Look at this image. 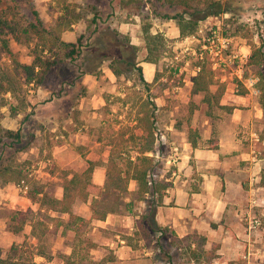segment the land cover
I'll return each instance as SVG.
<instances>
[{
	"label": "rangeland",
	"instance_id": "374dc122",
	"mask_svg": "<svg viewBox=\"0 0 264 264\" xmlns=\"http://www.w3.org/2000/svg\"><path fill=\"white\" fill-rule=\"evenodd\" d=\"M247 6L264 9V0H249ZM134 11L139 15L132 14ZM176 11L177 8L167 7L160 0H0V18L6 19L10 24L26 26L30 21L35 22L37 18L47 26L58 21L62 25L69 22L73 25L69 28L70 34L64 30L60 36L76 40L82 35L80 54L72 61L61 62L46 74L42 87L52 91L39 97L36 95L37 90L29 92L35 101L32 102V98L30 99V108L25 117L26 124L20 125L24 139L30 137L31 130L38 128V120L50 116L41 129L42 136L44 134L40 144L42 148L18 154L20 160L16 163L24 165L26 171L35 169L38 180L43 182L49 180L54 166L65 168L52 156L54 144L68 139L69 135L75 134L78 128H81L84 136L81 144L84 154L78 156L73 151V143H69L68 154H63L64 150L59 152L60 160L64 163L65 160L71 161L72 166L68 168L71 171L78 173L88 159L93 158V161L101 162L107 153L106 149L110 147L121 151L123 157L130 156L134 161L136 155H141V151L147 145H151L152 150L146 151L145 155L153 156V162L158 165L153 177L161 178L167 172L176 170L178 157L176 151L181 147H178L177 143L198 131L196 126L190 125L194 116L198 119L205 116L213 118L225 111L214 104L209 106L203 99V94L190 93V82L197 73V63L204 62L210 65L214 80L225 84L238 83L236 73L238 74L239 69L242 70L243 76L264 72V60L259 65L253 64L249 46L251 43L256 46L262 45L264 53L262 42L264 11H260L257 16L250 12L233 21L226 20L230 16H223L219 21L214 18L202 31L197 30L192 37L180 39L166 36L167 51L159 57L156 63V77L149 85L140 80L138 71L132 66L124 69L117 64L116 68L120 69V72L118 75L113 73V76L112 71L108 70L110 59L123 55L138 61L141 46L133 43L138 39L144 43L142 26L151 23L154 26L158 25L160 19L168 20L163 17L165 14L172 16ZM175 21L173 18L172 22ZM158 28L163 29V26L159 24ZM114 30L121 36H115ZM3 37L8 38L9 49L19 60L31 61L30 50L34 46V35H30L28 39L25 34L22 35V42H16L7 34ZM124 37L128 39L129 46L122 43ZM220 37L225 39L224 48L220 46L224 41L219 40ZM130 45L136 47L135 57ZM245 46L247 58L241 59L240 54L244 53ZM217 49L221 51L215 54ZM7 64H10V61L0 41V69ZM238 89L240 91L239 87ZM23 96L26 98V93ZM260 96L262 97V92ZM80 98L84 99L85 107L90 106L92 101L93 105L100 106L95 110L89 108L86 112H74L76 125H73L68 123L66 118L69 113L67 107ZM92 111H96V114H92ZM57 116L60 133L64 138L59 136L58 141H55L50 129ZM126 163L121 162L120 166L125 167ZM139 196L136 183L130 181L128 191L124 194V201L131 203L130 208L134 213L142 200L138 199ZM132 212L129 215H132ZM126 214H128L126 209L118 213L123 223L127 221ZM10 215L11 210L7 204L0 203V222L8 224ZM78 223L77 221V225ZM122 225L118 226L122 227L120 231L114 229L118 238L125 234L126 224ZM62 232L67 234L64 226L60 227L59 233ZM14 240L17 241L18 237L11 232L4 236V239L0 240V254L5 253L4 248ZM49 240L54 242L55 247L65 243L67 247L74 249L75 254L85 256H91L92 249H96V245H101L98 244L99 241L91 240L87 229L79 237L66 239L59 235L46 236L45 241ZM152 240L153 237L150 236L143 242L136 239L140 245L137 257L143 255L144 246L155 245ZM28 241L31 244L35 242L33 238H28ZM166 249L170 255L158 252L156 256L174 261L175 264L186 260V257L175 252L168 244ZM153 256L156 257L155 254Z\"/></svg>",
	"mask_w": 264,
	"mask_h": 264
},
{
	"label": "crops",
	"instance_id": "0c3cea01",
	"mask_svg": "<svg viewBox=\"0 0 264 264\" xmlns=\"http://www.w3.org/2000/svg\"><path fill=\"white\" fill-rule=\"evenodd\" d=\"M203 1L201 0L199 6H202ZM241 11L243 16L250 12L255 13L257 16L264 9L258 6L250 7L246 5ZM151 14L153 15V13ZM134 15L139 14L135 13ZM223 16H230V13L223 12L218 16H207L199 20L198 31H202L210 20L216 18L219 21ZM167 19H160L159 24L163 26V29L158 28L159 24L154 26L151 23L150 31L152 33L160 32L164 37L183 39L180 37L176 21L173 23V18ZM262 22L264 23V21ZM71 26L73 25L71 24ZM66 31L70 34L71 30ZM60 37L67 42L75 41L72 37ZM133 44L141 46L138 51V65L142 67L144 79L150 83L155 78L156 63L143 60L146 50L140 39ZM252 44L254 43L249 44L250 49ZM243 50L246 54L247 47L245 46ZM108 70L112 71L109 66ZM111 73L113 74V72ZM261 73L264 76V72ZM253 75L257 78L256 87L259 89V94H254L244 83V78H239L236 73L237 84H225L223 82L225 90L220 98L221 107H219L225 109L226 112L222 111L223 114L213 118L205 116L198 119L197 116H194L193 120L190 121V125L198 128L197 133L190 134V137L187 136L182 139V142L177 143L178 147L181 146L180 148L175 147L178 148V151H176L178 156L176 158L177 168L165 177L168 186L162 190L160 202L155 208L154 220L156 224L165 229L164 239L166 241L191 236L189 249L190 251L191 249L195 250L196 254L191 256L190 259L184 256L186 260L177 264H264V184L261 183V175L264 172V103L260 96L261 89L259 86L262 78L260 73ZM42 86L43 84L38 86L30 84L25 92V104L22 109H19L18 113L11 115L7 107H2L1 112L4 115L1 119L2 125L11 129H21L20 125L22 123V125L26 124L25 117L30 108V99L34 97L29 92L37 90L36 95L39 97L41 94L45 96V94L52 91ZM191 89L192 81L190 82V93ZM9 95L10 93H7V96ZM12 101L16 103V99H12ZM34 101L35 98H32V102ZM84 102V99L80 98L67 107V112H69L66 117L68 123L76 125L74 112H86L89 108L95 110L100 106L93 105L92 101L90 106L85 107ZM225 107H231L232 109L227 111ZM92 114H96V111H92ZM49 116L38 120V128L30 132V136L35 139L36 146L20 153L30 150L32 152L35 149L42 148L40 144L44 134L42 136L41 129H43ZM7 118L9 121H7ZM58 118L59 116L53 121V126L50 129L53 132L52 135L55 141H58L59 136L64 138V135L60 133ZM83 138L81 128H78L75 134L69 135L68 139L58 141L53 146L52 156L57 159L58 164H62L65 168L54 166L51 171V178L45 182L48 183V191L57 198L62 196L63 179L59 176V173L65 170L68 173L67 177L77 173L68 169L72 166L70 160H65V163L60 160L59 152L64 150L63 154H68L69 143H73V151L78 156L84 154L81 145L83 144ZM110 149L111 147L106 149L107 153L101 162L93 161V158L88 159L78 173L87 168L90 160L94 163L91 182L95 186H102L105 181L106 163ZM18 160H20L19 157ZM94 197L96 196L90 194L86 200H76L73 206L74 213L84 220H90V204L93 202ZM253 199H256V203H252ZM0 203L7 204L11 214L16 210L24 211L28 208L36 210L37 208V205L32 203L26 193L16 189L12 180L5 181L2 178H0ZM143 208L144 201L140 200L136 213L132 212V215H129L131 212L128 211V214H126L127 221L125 223H123L122 217L118 216V213H110L104 220H90L86 228L88 235L93 242L99 241L98 244L101 245H96L97 248L92 249V255L89 257L96 260L110 257L108 264H175L174 261L157 257L158 252L163 253L164 251L156 246H144L142 258L136 256V253L140 252V245L137 242L138 240L132 238L134 236L131 234L132 226L138 218L137 212H140ZM252 215L260 218L261 225L254 231L249 232L247 221ZM61 216L63 222L60 221L53 224V226H49L39 240L41 253H35L33 256V261L36 264L44 262L45 264H63V255L75 254L74 249L67 247L65 243H62L60 247H55L54 242L45 241L46 236L50 237L51 235L54 237L59 235L66 239L76 237L74 231L67 227L65 223L69 215L62 214ZM6 224L0 222V240L4 239V236L10 234V232L17 235L18 240L12 241L10 245L4 248L5 252L12 244L22 243L24 239L29 243L28 238H33L34 243H36L37 240L30 234L31 226L29 224H26L20 232L12 231L9 222ZM122 224H126L124 225L126 229L123 235H129L131 243L126 242V238H118L115 233L116 229L120 231L122 227L118 228V226ZM6 226H8L7 230ZM63 226L67 229V234L59 233L60 227ZM43 241L45 244H43ZM139 241L143 242L144 240ZM170 247L173 250H183L177 244ZM4 254H0V256ZM154 254L156 257L153 256Z\"/></svg>",
	"mask_w": 264,
	"mask_h": 264
},
{
	"label": "trees",
	"instance_id": "16d2710c",
	"mask_svg": "<svg viewBox=\"0 0 264 264\" xmlns=\"http://www.w3.org/2000/svg\"><path fill=\"white\" fill-rule=\"evenodd\" d=\"M249 0H204L202 6H199L201 0H160L167 6L177 8L176 13L172 16L165 14V18H174L179 28L181 38L194 35L198 30V21L207 16H218L223 12H229L230 17L227 21H233L241 16L242 9L246 7ZM139 9V7H137ZM138 13L137 11L133 12ZM72 23L56 22L51 26L43 25L39 18L36 21H30L28 25L21 26L10 24L6 19L0 18V41L1 46L8 56L10 64L3 66L0 69V177L7 180H12L14 183H27V197L37 205L36 210L28 208L26 210H16L12 212L9 221V227L14 232H20L26 224L31 226L30 234L37 241L36 243L12 244L11 247L0 256V264H36L33 261L35 253H41L39 240L46 232L49 226L62 221V214H68L69 217L65 222L67 227L71 228L76 237L83 234L88 227L90 220H104L110 213H119L126 209L132 212L130 202L124 201V194L128 191L130 181H134L137 185V193L140 195L138 199L144 201V208L137 213L138 218L132 226V233L137 240H145L147 237H153L154 246L159 247L170 255L165 248L171 245H180L182 251L174 249L175 252L183 256H194L195 250L190 251L191 236L183 238H173L166 242L164 239L165 229L154 220L155 208L160 202L162 190L166 189L168 182L165 180L169 176L162 175L161 178L153 177L158 165L154 163V157L145 155L146 151H151V145H147L141 151V155H136V159L131 160L130 156L123 157L121 151L110 149L106 170L105 181L102 186H95L91 182V174L94 168V163L88 161L87 168L81 173H73L71 177H67L68 173L62 170L59 176L63 179L62 196L55 197L48 191V183L31 179L27 177V171L24 165L16 163L17 155L20 152L36 146L33 136L24 139L20 128L11 129L2 125L1 119L4 116L1 112L2 107H7L8 112L14 115L22 109L25 104L23 94L32 83L33 86L43 84L46 74L55 66L64 61L74 60L81 51V36L76 40L64 41L60 37V33L70 28ZM6 29V30H5ZM32 33V34H31ZM144 48L146 54L144 61L157 63L159 57L167 51V38L162 33H152L150 24L142 26ZM7 34L16 42H22V35L30 38V35L35 36L34 46L31 48V61L25 62L19 60L9 49L8 38L3 35ZM115 36L120 33L114 30ZM121 36V35H120ZM122 43L129 46V41L126 37ZM135 57L136 47L130 45ZM106 56V54L104 55ZM133 57V58H134ZM112 58V57H111ZM252 63L259 65L264 60L262 45H251ZM121 65L124 69L130 66L136 68L140 80L149 85L142 75V67L138 65V61L124 57L123 55L110 59L109 68L115 75H118L120 69L116 66ZM208 64L197 63V74L191 79V93L203 94V99L210 106H220V98L222 97L225 84L214 80L213 69ZM156 77V75H155ZM259 86L262 92V102L264 103V76L260 73ZM245 92V91H243ZM7 93H10L7 96ZM12 99H16L13 103ZM230 111L231 107H225ZM81 150V149H80ZM81 152V151H80ZM121 162H127L125 167H121ZM261 183L264 184V172L261 175ZM90 194H93L94 199L90 204L91 216L90 220H84L81 216L73 211V206L76 200H86ZM77 221L79 222L77 225ZM126 238V242L131 243L129 235H122ZM135 239V240H136ZM164 240V242H163ZM165 246V247H164ZM187 247V248H185ZM164 248V249H163ZM192 254V255H191ZM110 257L101 259H93L85 255H63V264H108Z\"/></svg>",
	"mask_w": 264,
	"mask_h": 264
},
{
	"label": "built area",
	"instance_id": "2783aa9c",
	"mask_svg": "<svg viewBox=\"0 0 264 264\" xmlns=\"http://www.w3.org/2000/svg\"><path fill=\"white\" fill-rule=\"evenodd\" d=\"M219 40H224L223 43L220 45L221 47L224 48L225 46V39L221 38ZM204 47H206V45L204 44ZM221 51V49H217L215 51V54H218ZM240 58L242 59H246L247 58V54L241 53L240 54ZM239 78H244V83L251 89V91L254 94H258L259 93V89L256 87V80L257 78L253 75H247V76H243L241 74V69L237 70ZM36 170L35 169H28L27 170V177L31 178V179H36L38 180V177L35 175ZM15 187L18 191L22 192V193H26L28 190V184L27 183H15ZM252 203H256V199L252 200ZM261 225V220L259 217H257L256 215H252L248 221H247V229L249 232L254 231L255 229H257L258 227H260Z\"/></svg>",
	"mask_w": 264,
	"mask_h": 264
}]
</instances>
